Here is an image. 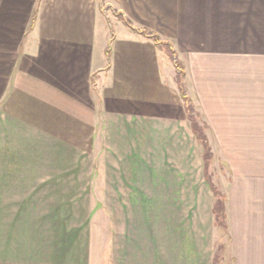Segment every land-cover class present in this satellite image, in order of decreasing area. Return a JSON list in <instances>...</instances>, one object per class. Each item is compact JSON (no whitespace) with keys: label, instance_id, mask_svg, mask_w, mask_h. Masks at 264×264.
<instances>
[{"label":"crops","instance_id":"0c3cea01","mask_svg":"<svg viewBox=\"0 0 264 264\" xmlns=\"http://www.w3.org/2000/svg\"><path fill=\"white\" fill-rule=\"evenodd\" d=\"M108 3L171 40L191 98L241 150L226 187V251L231 264H264V83L259 90L252 81L261 66L240 54L250 50L235 46L226 18L217 24L194 8L227 6L230 21L233 6H255L236 9L235 19L256 21L264 0ZM100 9L98 0H0V264H69L58 257V230L91 227L99 178L102 196L123 186L138 202L119 225L127 233L112 235L110 264H213L212 192L211 226L201 221V200L188 214L180 203L200 196L185 182H200L202 154L175 66L150 37L129 28L110 37ZM154 195L159 206L148 200ZM138 212L160 218L132 220Z\"/></svg>","mask_w":264,"mask_h":264},{"label":"rangeland","instance_id":"374dc122","mask_svg":"<svg viewBox=\"0 0 264 264\" xmlns=\"http://www.w3.org/2000/svg\"><path fill=\"white\" fill-rule=\"evenodd\" d=\"M99 6L101 7L100 12L104 15L105 18V25L108 30V33L110 37L117 36V33L121 30H124V28H129L130 30L141 33L139 30H144L149 32L150 30L146 27H140L136 28L132 21L130 22L129 19L125 16L124 13L119 11L117 8H113L110 3H108V0H98ZM198 12L202 13H214L218 18L216 21L217 24L221 23V18H226V23L233 26V28L237 31L236 34H234L233 40L235 46H242L241 48L245 50L246 48L250 51L240 53L241 55L248 57V62L252 66H256V64H260V68L257 69L258 75L257 80H252L255 82H259L258 84L255 83V87L259 88V90H262L263 83H264V20H236L235 18H238L239 15H241V12L236 9H243V13L251 12L252 8L255 6H233V18L234 20L229 21V12L230 9L227 10V6L224 5H216V6H194ZM255 12V9H254ZM133 26L132 27H130ZM120 30V31H119ZM152 32V31H151ZM154 33V32H153ZM145 36L144 33H141ZM156 34V33H155ZM241 34L246 35L243 37ZM139 36V34H137ZM158 36V42L155 43V39L151 38V40L154 42V44H157V49L159 50L160 56H165V58H169V53L167 51V43H173L169 39H163L161 36L156 34ZM241 36V37H240ZM147 37V36H146ZM243 37V38H242ZM242 39V40H241ZM244 41V42H243ZM249 44L248 47L245 45ZM174 47V45H173ZM182 47V46H181ZM175 48V47H174ZM176 49V48H175ZM182 49L187 51L186 47H182ZM254 49V50H252ZM177 51V49H176ZM178 52V51H177ZM179 54V53H178ZM180 57V56H179ZM181 58V57H180ZM182 60V59H181ZM183 61V60H182ZM176 69V68H175ZM253 70V69H251ZM186 73V70H185ZM171 75V74H170ZM169 76H167L168 78ZM172 77V76H170ZM178 75L176 74V84L178 91L180 90L179 84H178ZM169 79V78H168ZM172 82V80H170ZM183 85L185 88L186 95L193 101L190 94L188 93L189 89H191L190 85L187 84V78L185 76L183 80ZM175 87V86H174ZM176 88V87H175ZM195 110L194 115H196V122L198 125L204 129V134L206 136V139L208 140V145L210 147V151L212 152V159L209 162L208 165V175L211 179V183L216 186L222 195L225 196L226 201V187L229 182H231V179L234 177V172L236 171L234 168L235 165H237V161L241 155H238V152H241L239 149H234L228 147L230 145L228 143L229 134L228 133H218L216 132L212 125H210L208 119L204 115L201 109H203L202 106H205L204 103L201 104H195L193 101ZM184 106V101H183ZM197 139L194 135L193 140ZM198 140V139H197ZM199 146L201 148V154L202 152V146L199 141ZM231 164V167L229 166V162ZM228 162V163H227ZM234 165H233V164ZM201 175H200V182L198 181H190L185 182V192H195L198 194L195 195V197L191 196H184L181 197L180 203L183 204L185 208V214H188L187 211H198V207L200 205L201 200V209H200V218L203 222V216L207 217L205 220H207V224L211 226L213 223L212 217H211V192L209 191L208 184L204 177V171H203V159L201 160ZM102 174L99 171L98 178L101 177ZM103 181L100 180H94V189H93V213H91L89 225L90 228H71V229H62L58 230L62 233L61 235L63 237H58V250L59 254L58 257H63L68 260L69 264H80V253L83 252L84 262L83 264H110L111 262V238L112 235H115L116 237L123 236V233H127V229L119 228V225L122 226V223L127 222L128 218L130 216V213L127 212V209L129 208V204L136 205L138 202H136V198L128 197L126 195H123V193L127 192V189L125 191V187L122 186L123 189L118 190L117 193L119 195L117 196H102V185ZM199 184V186H198ZM157 189H160V183H156ZM195 191H193V189ZM199 188V189H198ZM124 193V194H125ZM160 191L156 190L155 194H159ZM76 198V197H75ZM74 198V199H75ZM165 199V198H164ZM78 198H76V201ZM148 200H152L153 206H159L162 197L159 195L150 196ZM75 201V202H76ZM78 206L75 203V208ZM79 213H75L74 215H77ZM184 214V215H185ZM145 215L146 217L154 216L156 218H160L159 212H153L149 214H144L143 212L133 213L131 218L132 220L139 219V216ZM192 214L190 213L189 216ZM82 223V221L74 222L73 225H78ZM114 224V225H113ZM112 225L114 228L112 229ZM203 226V225H202ZM66 236V237H65ZM202 238H204V232L201 235ZM208 237L211 238V242L214 245V263L213 264H231L230 260V254L226 251V246L228 244V232L227 228H221L217 226L214 227L212 231H208ZM64 240H68V242H63ZM86 249H88V262H85V255H86ZM87 258V255H86ZM66 261V260H65ZM64 261V262H65Z\"/></svg>","mask_w":264,"mask_h":264},{"label":"trees","instance_id":"16d2710c","mask_svg":"<svg viewBox=\"0 0 264 264\" xmlns=\"http://www.w3.org/2000/svg\"><path fill=\"white\" fill-rule=\"evenodd\" d=\"M130 27L133 28V26H131V25H130ZM139 31L141 33H144L145 36H147V37L154 38L155 43L158 42L159 39L155 33L151 32V31L147 32L144 30H139ZM166 46H167V51L169 53V57L172 60L174 66L176 68V72L178 75V78H177L178 84L180 87V94H181V97L184 101V106H185L187 117L191 123L194 135L196 136L198 141H200V144L202 146L204 177H205V180H206L208 187H209L210 191L212 192V196H213L212 212H213V216H214V224L216 226H219L221 228L226 229L227 228V215H226L225 196L222 195L220 190L216 186H214V184L211 183V179H210L209 175L207 174L208 173V171H207L208 165L212 159V152L210 151V147L208 145V140L206 139V136L204 134V129L198 125V123L196 122V117H195L196 115L193 114L194 110H195L193 101L186 95V92H185V88L183 85V80L186 76L185 65H184V62L179 57V54L176 51V49L173 47V45L171 43H167Z\"/></svg>","mask_w":264,"mask_h":264}]
</instances>
